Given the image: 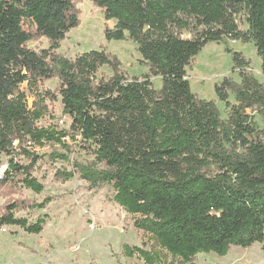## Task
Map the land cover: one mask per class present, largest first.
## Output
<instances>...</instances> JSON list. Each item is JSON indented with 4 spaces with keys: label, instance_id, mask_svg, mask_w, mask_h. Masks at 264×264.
Here are the masks:
<instances>
[{
    "label": "trees",
    "instance_id": "16d2710c",
    "mask_svg": "<svg viewBox=\"0 0 264 264\" xmlns=\"http://www.w3.org/2000/svg\"><path fill=\"white\" fill-rule=\"evenodd\" d=\"M78 1L0 0V156L8 158L0 184L42 193L32 176L41 157L31 150L58 146L65 154L49 157L69 162L67 139L79 137L95 162H74L73 172L62 169L56 177L69 181L76 172L92 187L113 188L112 201L134 217V229L150 243V250L124 246L126 257L160 264L168 256L193 264L199 254L225 257L231 247L258 243L264 251V85L249 72V61L232 53L239 82L225 77L214 87L223 118L214 101L191 92L186 75L208 43L229 39L253 44L264 76V0H88L106 22L115 21L113 29L105 28L107 41L136 45L149 69L142 80L128 77L103 50L73 60L58 53L79 26ZM25 22L34 34L23 30ZM36 38L46 39L48 49H28ZM104 66L112 76L97 78ZM150 77L161 79L160 89ZM53 78L62 113L71 119L68 131L37 127L46 101L54 100L38 87ZM23 84L34 92L31 107ZM20 156L28 164H20ZM49 203L30 207L43 210ZM23 207L7 204L0 229L39 235L46 218H17Z\"/></svg>",
    "mask_w": 264,
    "mask_h": 264
},
{
    "label": "rangeland",
    "instance_id": "374dc122",
    "mask_svg": "<svg viewBox=\"0 0 264 264\" xmlns=\"http://www.w3.org/2000/svg\"><path fill=\"white\" fill-rule=\"evenodd\" d=\"M76 8L80 11L79 26L72 29L60 43L58 53L73 60L77 55L92 50H103L116 58L120 69L128 77L140 80L148 75L149 69L141 62L136 45L130 40L107 41L104 35L106 27L113 29L115 21L106 22L103 12L88 0H79ZM241 30L247 26L238 20ZM23 30L34 34L35 28L28 22ZM185 35V34H184ZM27 48L35 52L48 49V41L36 38L27 43ZM230 51V52H229ZM240 53L249 61V72L264 85L261 73V60L253 44H243L229 39L221 43H208L186 68L187 80L191 92L200 100L214 101L222 117H226L224 105L216 98L214 87L225 77L239 82L237 71L233 72L232 53ZM112 71L102 67L97 78L111 77ZM154 89L161 88L159 77H150ZM57 78L42 82L38 89L48 91L54 100H47V113L37 122L39 128H55L68 131L71 119L62 113L58 94ZM28 97L31 107L33 91L25 84L20 87ZM232 101V99H230ZM257 123L260 125L259 119ZM261 126V125H260ZM71 144L69 162L52 160L54 153L64 155L58 146L45 145L31 151L40 156L32 176L43 185L44 190L35 194L21 185L0 184V212L13 202H24V207L16 213L17 218L35 222L45 217L43 231L39 235H29L17 227L0 229V264H146L137 255L128 258L123 247H138L150 250L148 237L133 227L134 217L126 214L112 201L114 190L110 185L92 187L82 180L78 173L69 181L56 177L59 170L73 172V163L91 165L95 162L93 154L84 149L80 138ZM20 164H28L22 156L17 157ZM8 158L0 156V179L7 168ZM98 168L102 166L98 165ZM50 203L43 210L31 209L32 204H39L44 199ZM160 264H177L168 256H162ZM193 264H264L262 245L254 243L249 248L231 247L225 257L213 253L199 254Z\"/></svg>",
    "mask_w": 264,
    "mask_h": 264
}]
</instances>
